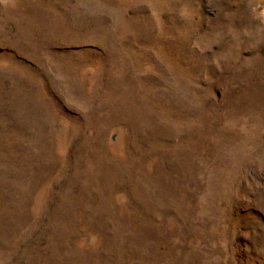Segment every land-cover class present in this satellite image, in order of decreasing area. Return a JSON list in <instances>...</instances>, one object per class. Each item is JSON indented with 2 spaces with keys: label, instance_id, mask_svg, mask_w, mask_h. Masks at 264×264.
Returning <instances> with one entry per match:
<instances>
[{
  "label": "rangeland",
  "instance_id": "obj_1",
  "mask_svg": "<svg viewBox=\"0 0 264 264\" xmlns=\"http://www.w3.org/2000/svg\"><path fill=\"white\" fill-rule=\"evenodd\" d=\"M0 264H264V0H0Z\"/></svg>",
  "mask_w": 264,
  "mask_h": 264
},
{
  "label": "bare ground",
  "instance_id": "obj_2",
  "mask_svg": "<svg viewBox=\"0 0 264 264\" xmlns=\"http://www.w3.org/2000/svg\"><path fill=\"white\" fill-rule=\"evenodd\" d=\"M128 91V90H127ZM109 117V116H108ZM83 172V171H82ZM106 174V173H105ZM130 176V175H129ZM110 177V176H109ZM141 177V176H140ZM127 178V177H126ZM132 179V178H131ZM118 182V181H117ZM137 182V181H136ZM132 183V182H131ZM115 186V185H114ZM139 189V188H138ZM75 194V193H74ZM105 194V193H104ZM72 195V194H71ZM87 195V194H86ZM141 195V194H140ZM79 200V199H78ZM62 201V200H61ZM77 202V201H76ZM80 202V201H79ZM86 207V206H85ZM97 207V206H96ZM112 215V214H111ZM106 219V218H105ZM104 220V219H103ZM102 222V221H101Z\"/></svg>",
  "mask_w": 264,
  "mask_h": 264
}]
</instances>
